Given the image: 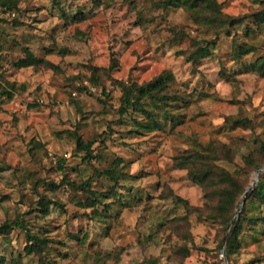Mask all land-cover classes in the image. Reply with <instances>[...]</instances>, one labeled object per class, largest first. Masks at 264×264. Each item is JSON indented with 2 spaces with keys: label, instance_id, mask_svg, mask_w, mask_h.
I'll use <instances>...</instances> for the list:
<instances>
[{
  "label": "rangeland",
  "instance_id": "obj_1",
  "mask_svg": "<svg viewBox=\"0 0 264 264\" xmlns=\"http://www.w3.org/2000/svg\"><path fill=\"white\" fill-rule=\"evenodd\" d=\"M217 1L234 15L264 7ZM14 9L0 7V264H264V187L246 202L229 258L222 250L245 190L264 175V76L253 68L264 34H245L256 24L220 31L163 0ZM236 42L258 49L234 58ZM158 76L168 95L125 107ZM215 147L211 163L243 188L229 211L173 164ZM35 242L42 250L28 252Z\"/></svg>",
  "mask_w": 264,
  "mask_h": 264
},
{
  "label": "trees",
  "instance_id": "obj_2",
  "mask_svg": "<svg viewBox=\"0 0 264 264\" xmlns=\"http://www.w3.org/2000/svg\"><path fill=\"white\" fill-rule=\"evenodd\" d=\"M16 6L17 0H0V7L4 11L14 12V7ZM163 7H180L184 11H187V13L190 15V17L195 23L203 24L205 26L210 27L215 26L218 27L220 31H228L232 28L238 29L245 19L250 18L251 21L256 24V29L252 30L253 28H251L250 30L248 27H245V34L249 36L255 32H257L258 34H264V7L255 12L237 15L222 12L221 5L217 0H163ZM201 42H205L206 45L208 44V40L206 39L201 40ZM257 49V46H254L253 44H248L247 42H236L233 44V57L238 58L242 54H246ZM207 50V46L199 47L192 51L189 57L191 59H195L196 57L202 55L201 53H206ZM22 64L24 65L25 63ZM253 68L261 76H264V53L258 56L256 62L253 64ZM109 69H112V66H110ZM145 86L155 90V94H151L150 92H148L151 89L145 88L142 85L138 94L132 95L129 97V99H126L127 101L125 107L131 106L133 110H138V106L142 107L141 104H139L140 98L144 96H149V98H152L156 95H161L160 93H163L162 95H168L166 89L167 84L164 81V78H162V76H158L157 78H155L154 81L147 82V85ZM131 91L132 90L130 87L125 88L126 94ZM136 103H138L139 105ZM147 114L151 117V127L154 130L160 129L161 126L159 125L157 120H155L154 115L151 112H147ZM78 143L81 145L82 148L86 150L90 149V142L83 143L79 140ZM208 150L210 151V153H212L213 150V153L207 154L203 153L202 151L195 150L193 152L185 151L180 154H177L173 157L174 167L186 168L189 177L192 178L196 183H198L202 187L206 199H210L211 195L217 197L216 204L214 207H217L218 212H223L224 210L229 211L231 208L238 205V202L235 204V200L241 194L243 188L241 187V184L237 181L236 177H234L226 168L221 167L217 164H212L209 160L210 158L214 157V152H216L217 148L215 147L213 149ZM260 150L264 154V140L260 145ZM107 173H109L111 176L116 177L115 173H113L111 170H108ZM263 176V174L260 175V179L255 183V185H253L252 189L249 192L250 194L248 193L246 195L245 204L242 206L240 211L241 215L239 219L235 221L233 227L231 226L230 235L226 242V255L228 258L231 253L230 249L234 246V244L236 245L239 242V233L241 230L240 225L241 220L243 218V214L246 211L247 200L253 194H262L261 189L262 187H264V179H262ZM236 191H238V193L235 196ZM94 203L95 202H93L91 206H94ZM231 215L232 213L228 215V221ZM225 228H227V225L225 226ZM27 249L28 252H31L33 249H38L40 251L42 250V246L38 242H35L34 245L27 246Z\"/></svg>",
  "mask_w": 264,
  "mask_h": 264
},
{
  "label": "water",
  "instance_id": "obj_3",
  "mask_svg": "<svg viewBox=\"0 0 264 264\" xmlns=\"http://www.w3.org/2000/svg\"><path fill=\"white\" fill-rule=\"evenodd\" d=\"M258 172H257V177H258ZM255 183H256V181H253L252 184L250 186H248V188L245 190V192H244V194L242 196L241 206L238 208L237 213L241 211V208H242V205H243V203L245 201L246 195L250 192V190L252 189V187H253V185ZM233 222H234V219L231 220L230 224L227 227L226 234L223 237V240H222V250H224V248H225V245H226V242H227V239H228V234L230 232V229H231V226H232ZM226 264H229L227 260H226Z\"/></svg>",
  "mask_w": 264,
  "mask_h": 264
},
{
  "label": "built area",
  "instance_id": "obj_4",
  "mask_svg": "<svg viewBox=\"0 0 264 264\" xmlns=\"http://www.w3.org/2000/svg\"><path fill=\"white\" fill-rule=\"evenodd\" d=\"M12 14H14V12H12Z\"/></svg>",
  "mask_w": 264,
  "mask_h": 264
}]
</instances>
